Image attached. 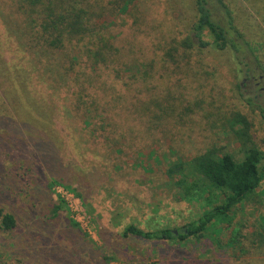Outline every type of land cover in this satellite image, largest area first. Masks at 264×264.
Segmentation results:
<instances>
[{"label":"rangeland","instance_id":"rangeland-1","mask_svg":"<svg viewBox=\"0 0 264 264\" xmlns=\"http://www.w3.org/2000/svg\"><path fill=\"white\" fill-rule=\"evenodd\" d=\"M78 1L110 43L105 62L86 52L98 38L51 52L15 0H0V211L15 219L0 221V264H264V59L184 50L194 0ZM224 1L259 21L244 0ZM51 61L72 66L57 86ZM249 148L259 186L199 237L123 234L180 229L223 203L191 160L212 150L240 161ZM180 178L198 187L185 195Z\"/></svg>","mask_w":264,"mask_h":264},{"label":"trees","instance_id":"trees-1","mask_svg":"<svg viewBox=\"0 0 264 264\" xmlns=\"http://www.w3.org/2000/svg\"><path fill=\"white\" fill-rule=\"evenodd\" d=\"M214 1L222 11L223 21L214 19L211 0H194L196 16L191 28L192 38L186 37L181 42V47L184 50L195 46L199 49L212 48L217 51L230 49L239 55L236 54L234 58L240 62H242L241 57L252 60L255 65L257 61L262 65L261 60L264 59V0H244L250 7V13L258 14L259 21L256 22L248 17L242 20L243 8L237 11L224 0ZM15 2L18 9L24 11L26 21L36 23L38 39L43 45L51 47V52L63 51L68 45L78 43L84 38H87L88 43L99 39L93 44L100 48L98 50L97 48H86L87 55L94 64L100 61L105 62L107 59L105 49L110 48V43L104 35L95 34L96 30L91 23L90 12L81 6L78 0H15ZM34 13L37 14L36 17H33ZM26 24L28 25L27 22ZM205 37L207 39H204ZM176 51L174 46L167 49L165 57L175 60ZM64 55L66 57V53ZM66 58L70 56L67 55ZM70 69H72L70 63L66 65L62 61L61 64L51 61L52 83L63 81L67 75L69 76ZM259 160L260 153L254 148L247 149L240 161H236L230 154L216 156L212 150L194 156L191 160L192 170L201 175L210 187L226 191L225 201L203 212L196 221L186 223L180 229L165 227L144 230L129 224L124 228L123 234L148 240L167 241H181L191 236L199 237L213 220L222 217L231 207L259 186L262 180V174L258 169ZM181 169L182 163H177L168 172L172 173ZM176 184L182 188L185 195L191 194V189L198 187L196 182L189 184L184 178L177 180ZM0 221L4 229H11L15 226V219L10 213L0 211ZM73 224L77 225L74 221Z\"/></svg>","mask_w":264,"mask_h":264},{"label":"flooded vegetation","instance_id":"flooded-vegetation-1","mask_svg":"<svg viewBox=\"0 0 264 264\" xmlns=\"http://www.w3.org/2000/svg\"><path fill=\"white\" fill-rule=\"evenodd\" d=\"M246 72H249V70H247ZM258 78H259V79H262V75H259ZM251 80H256V77H255V76H252V77H251ZM243 82H247V78H243V79H242L241 86H242ZM255 84L258 85V84H259V81H255ZM259 91H264V87L261 86V87L259 88Z\"/></svg>","mask_w":264,"mask_h":264}]
</instances>
